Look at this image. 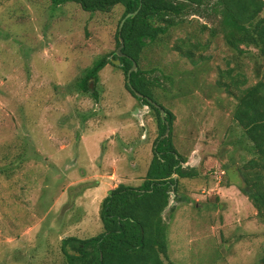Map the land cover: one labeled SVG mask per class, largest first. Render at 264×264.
Returning a JSON list of instances; mask_svg holds the SVG:
<instances>
[{
	"label": "rangeland",
	"instance_id": "1",
	"mask_svg": "<svg viewBox=\"0 0 264 264\" xmlns=\"http://www.w3.org/2000/svg\"><path fill=\"white\" fill-rule=\"evenodd\" d=\"M123 10L0 0V264H66L62 238L102 229L109 174L117 184L143 180L158 127L149 106L125 89L120 63L90 80L95 96L74 85L95 59H113ZM215 23L200 10L142 56L161 84L157 102L174 115L172 142L188 158L184 166L200 173L169 193L166 264H260L264 254V216L239 188L238 168L252 154L231 116L235 100L215 82L219 69L234 65V51L221 34L210 36ZM203 24L209 29L195 36ZM178 36L205 43L204 59L193 65L170 49ZM260 62L241 60L247 84L264 77Z\"/></svg>",
	"mask_w": 264,
	"mask_h": 264
},
{
	"label": "trees",
	"instance_id": "2",
	"mask_svg": "<svg viewBox=\"0 0 264 264\" xmlns=\"http://www.w3.org/2000/svg\"><path fill=\"white\" fill-rule=\"evenodd\" d=\"M54 6L66 2L77 3L84 11L108 12L121 5V20L130 12L134 15L124 19L120 36L124 45L122 56L113 52L124 75L125 89L141 105H147L154 113L158 134L152 143V157L147 171L139 185L120 182L110 189L99 207L102 229L95 235L80 238L66 236L60 240V252L66 264H166L167 236L163 212L169 205L170 192L175 195L180 180L200 175L196 166H184L187 157L175 148L171 138L173 113L157 102L161 84L153 76V68H143L144 48L151 43L165 44L177 28H182L186 17L199 15L200 10L212 13L215 26L210 28V36L221 34L227 46L234 51L235 63L226 69H219L215 80L217 87L235 100L231 111L234 123L243 131L240 142L252 156L238 168L242 181L240 190L251 200L256 215L264 216V77L247 84V76L241 60L246 55L254 56L257 67L264 60V0H50ZM119 22V24H120ZM119 27V26H118ZM209 27L203 24L194 35ZM119 29L115 37L117 47ZM205 43L192 40L189 36H178L170 47L180 57L196 65L204 59L200 52ZM256 49V54L250 52ZM104 54L95 59L83 75L76 80L75 89L95 96L91 91L92 82L98 80V72L107 63L114 66V60ZM136 62V69L127 72ZM229 63V62H227ZM154 77V78H153ZM173 84V78L163 75ZM154 103L165 111L164 120ZM167 124L169 131L164 136ZM178 200V198L175 197ZM173 208H170L172 210ZM264 264V254L260 257Z\"/></svg>",
	"mask_w": 264,
	"mask_h": 264
},
{
	"label": "water",
	"instance_id": "3",
	"mask_svg": "<svg viewBox=\"0 0 264 264\" xmlns=\"http://www.w3.org/2000/svg\"><path fill=\"white\" fill-rule=\"evenodd\" d=\"M135 12H136V11H135ZM135 12H130V13L126 14V16L121 20V22H120V24H119V27H118V29H119V34H118V36H119L120 44L118 45V47H117V49H116V54H117L118 56H122V55H123V53L121 52V49H122V47H123V45H124V42H123L122 37L120 36L121 26H122V24H123L124 19H125L126 17H128V16H132V15H134ZM119 63H120V62H119L118 59H115V60H114V64H119ZM135 69H136V62L133 61V62H132V66H131V68H130L129 71L127 72V78H126L127 84L129 85V87L131 88L132 91H134V88H133V87L131 86V84H130V73H131L132 70H135ZM134 92L136 93V95L141 96V94H139L138 92H136V91H134ZM154 105H155L156 108L159 110L160 116H161V118L164 120V116H165V111H164V109L161 108V106H160L159 104H157V103H154ZM168 131H169V126H168V124H167V127H166V130H165V134H164V136L167 135Z\"/></svg>",
	"mask_w": 264,
	"mask_h": 264
},
{
	"label": "crops",
	"instance_id": "4",
	"mask_svg": "<svg viewBox=\"0 0 264 264\" xmlns=\"http://www.w3.org/2000/svg\"><path fill=\"white\" fill-rule=\"evenodd\" d=\"M190 155H191V154H190ZM190 157H191V156H190ZM111 168H112V167H111ZM112 169H113V168H112ZM115 174H116V173H114V170H113V172H111V173L109 174L110 178L113 179V182L115 181ZM102 176H103V175H102ZM104 176H107V175H104ZM113 182L110 184L109 188H107L108 190H109V189H112L113 187H115V186L117 185V183H113Z\"/></svg>",
	"mask_w": 264,
	"mask_h": 264
}]
</instances>
